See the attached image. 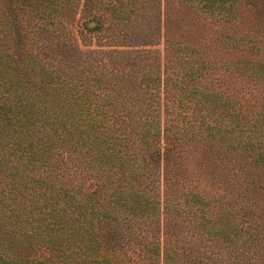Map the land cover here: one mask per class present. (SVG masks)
I'll return each instance as SVG.
<instances>
[{"label": "trees", "instance_id": "trees-1", "mask_svg": "<svg viewBox=\"0 0 264 264\" xmlns=\"http://www.w3.org/2000/svg\"><path fill=\"white\" fill-rule=\"evenodd\" d=\"M0 264H264V0H0Z\"/></svg>", "mask_w": 264, "mask_h": 264}, {"label": "rangeland", "instance_id": "rangeland-1", "mask_svg": "<svg viewBox=\"0 0 264 264\" xmlns=\"http://www.w3.org/2000/svg\"><path fill=\"white\" fill-rule=\"evenodd\" d=\"M82 28H88L92 33L95 31V25L94 22H86L82 25ZM160 47V44L158 45Z\"/></svg>", "mask_w": 264, "mask_h": 264}]
</instances>
